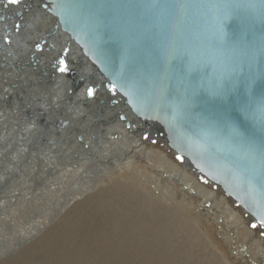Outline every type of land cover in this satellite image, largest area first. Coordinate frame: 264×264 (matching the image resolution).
I'll return each instance as SVG.
<instances>
[{"label": "water", "instance_id": "water-1", "mask_svg": "<svg viewBox=\"0 0 264 264\" xmlns=\"http://www.w3.org/2000/svg\"><path fill=\"white\" fill-rule=\"evenodd\" d=\"M42 1L56 19L53 32L69 35L111 96L139 122L157 124L179 161L264 228V0ZM0 34L5 55L7 22ZM37 61L32 54L24 64ZM65 61L56 57L53 72Z\"/></svg>", "mask_w": 264, "mask_h": 264}, {"label": "bare ground", "instance_id": "bare-ground-1", "mask_svg": "<svg viewBox=\"0 0 264 264\" xmlns=\"http://www.w3.org/2000/svg\"><path fill=\"white\" fill-rule=\"evenodd\" d=\"M42 3V0H31L29 2L27 1V3H19L16 6L9 4V9L4 8L0 3V17H4V20H0V27L4 22H7L11 27L10 35L13 38L12 42H10L6 48V54H0V210L3 209L5 205H9L10 203L13 204L17 200L27 203L36 201L32 199L35 197V199L43 198L45 201L54 202L56 208L52 209L51 213L53 212L58 216L65 210L70 211L71 207H73L72 210L74 208L77 209L76 205L81 201L77 195L81 192L89 190L91 187L97 185L98 182H100L98 186L109 185L111 183V175L109 174L111 170L123 171L127 168H132L138 154H141L145 160H149L148 162L157 164V166L165 167L168 162L165 161L166 158L156 154L158 152L155 153L150 148L147 150V147H143V142L140 138V133H144L145 135L148 134L149 131L146 129V126L154 130L157 124L141 123L121 100H119L118 103H114L116 97L111 96V93L107 91L106 85L100 82L97 70L82 54L81 49L73 43L67 33L57 28V30H60V39H62V42L56 43V41H51V43L48 44V46H50L49 50H51L50 53L35 52L33 50L36 37L43 33L42 28L45 27V25L47 27H52L56 21L49 12L41 7ZM11 7L16 9L15 15H13ZM23 9H25V12L30 10V16L32 18L28 17L27 19L26 17L25 19ZM19 12L21 13V17L17 15ZM50 18L52 19L51 21H49ZM17 19L20 20L18 21ZM24 19L41 27V30H38L36 34H33L30 30L33 35H29V31V33H24V30L20 31L21 27H25V22H22L25 21ZM16 23H19L21 26L18 32H15ZM21 36L23 38H19ZM2 39L3 37L0 34V43H3ZM30 39H32L30 41L32 45L27 44L29 42H27V40ZM66 39L70 42L68 48H66ZM14 48L16 49L14 50ZM16 50L18 51L16 52ZM67 51V57H65V65H67L65 67L66 70L54 73L52 67L50 66L49 68L50 59L48 60V57L55 59L57 56H64ZM8 52L10 54H7ZM57 52L58 55L53 56ZM32 54L40 59V61L36 63L35 68H33L32 63L28 65L24 64L26 60L30 61ZM9 60H11L10 66L5 68L1 65L3 63L4 65L7 64ZM45 67H48L47 70ZM90 85L97 86L92 96H89L87 92ZM97 107H99V109H97ZM120 114L126 116L131 124L130 129H127L125 122L119 119ZM78 134H80L83 139L82 142L80 141L81 143L77 141ZM92 152H96V155H91ZM6 155L8 157L6 160L7 166H4L1 157H6ZM95 170L97 174H94ZM181 176L183 177V175ZM185 177L189 176L186 175ZM36 180H38V182ZM10 181L11 191L10 189L8 190ZM80 181H83V183ZM90 183H92L91 186ZM38 189L40 191L36 193L35 190ZM117 196H119L120 199L115 198L112 203L120 205L125 197L121 194ZM112 198L108 199L107 197V200L100 199L98 200V204L94 206L96 215L104 214L102 217L103 223L99 226L102 229L99 234L103 236L102 247L106 246L105 248L108 249L110 247L102 264H110V254L119 247L121 248L120 250L127 249L132 251L137 247L139 248L145 245L146 249L144 250L147 252L150 250L149 259L154 261L159 251L157 250L158 248L156 249V246L160 247L163 252L170 251L174 243L173 236H171L170 233L165 234L168 238H163L164 244L157 245V240L159 238L158 232L153 233L150 231L153 226L149 227L143 225L144 223H141L142 221L137 215L134 218L133 212L131 211L132 209L129 206V210L122 208L115 214L111 210L110 213L107 212L110 207L109 203L113 200ZM131 201L132 200H126V202L130 203ZM135 204L137 206L136 201ZM135 209L133 211H135ZM19 211H22V209ZM74 211L70 212L75 213ZM30 212L29 214L33 213ZM136 214L139 215L138 210ZM24 216L26 217L27 215ZM24 216H22V218ZM47 217L41 221L38 220L40 219L38 218L36 222L28 223L26 228H22L23 230L18 236L14 237L13 235L11 238L5 237L7 235L4 234L5 236H3V234L0 233V244L3 242L9 249L11 245H13V240L15 239H31L37 230L41 231L48 221H50ZM171 218L173 217L171 216ZM11 221L14 220L0 216V226L2 225L10 229V227H13ZM60 223L58 225H60ZM139 223L140 227L138 226ZM113 229L115 231H120L117 233L118 235L113 233ZM3 230L6 231V229ZM81 230L82 229H78V231ZM113 236L114 239L117 240H115L116 243H114L115 241L112 239ZM75 237L73 236L74 242L76 241ZM84 237L85 236H83V240ZM66 244L67 242L63 244L62 250ZM97 248H99L98 245ZM66 249L63 251V254L66 256L72 254L73 249ZM41 250H43V248H41ZM98 250L101 249L99 248ZM166 255V259H168L166 264H179L176 262L174 256H169L168 253ZM41 259L42 258H40V260Z\"/></svg>", "mask_w": 264, "mask_h": 264}, {"label": "rangeland", "instance_id": "rangeland-1", "mask_svg": "<svg viewBox=\"0 0 264 264\" xmlns=\"http://www.w3.org/2000/svg\"><path fill=\"white\" fill-rule=\"evenodd\" d=\"M108 89L109 88H107V91L111 93V90ZM114 103H118V100L114 99ZM97 109H99V107H97ZM146 129L150 132V137L147 139L146 136L143 135L144 133H140L143 147H147V150L150 148L155 153L158 152L156 154L166 158L165 161L168 163L165 162V167L148 162L149 160H145L141 154H138L132 168H127L123 171L111 170V172H109L111 175V183L109 185L98 186L100 184V182H98L97 185L91 187L89 190L77 195L78 198L81 199L76 205L77 209L74 208V211V209L72 210L73 207H69L70 211H74L75 213L65 210L62 213L63 215L60 214L56 216L55 213H51V210L56 208L54 202L45 201L43 198L35 199L34 196L32 199L36 201L27 203L17 200V203L14 201L15 203H10V206L5 205V207L0 210V216L14 220L11 221L13 227H10V229L2 225L0 226V233L3 234V236L7 235L5 237L12 238L13 235L14 237L18 236L19 233L21 234L22 230L26 228L28 223H34L38 218H40L38 220L41 221L49 216L47 218L50 221H48L41 231L37 230L31 239L13 240V245H11L9 249L2 242L0 244L1 264H102L103 259L108 254V250H110V245L107 246L109 249L105 248L106 246L102 247L103 236L102 234L99 235L102 230L99 226L103 223L102 217L104 214L96 215L94 206L98 204V200H107V197L108 199L114 197L112 198L113 200L110 201L111 203H109L110 207L107 212L110 213L111 210L115 214L122 208L129 210L128 208L130 207L134 218L137 215L142 221L140 222L142 224L144 223L143 225L149 227L153 226L150 231L153 233L158 232L159 238L161 237L160 239L158 238L157 245L164 244L163 238H168L165 234L170 233L174 238V243L170 251L163 252L160 247L156 246V249L158 248L157 250L160 252L158 251L155 261L149 259L150 250L149 252L145 251V245H142L132 251L127 249L120 250L121 248L119 247L114 251L115 253L113 252L110 254V264H166L168 260L166 259L167 253L169 256H174L176 262L179 264H264V228L241 211L240 208L218 188L199 178L186 165L179 161L175 154L160 141V132L156 126L154 130L147 126ZM77 141H79V139ZM78 143L81 142L79 141ZM91 155H96V152H92ZM94 174H97L96 170ZM181 175H183V177ZM186 175L189 177H185ZM36 181L38 182V180ZM80 182L83 183V181ZM91 185L92 183H90V186ZM8 187V190L10 189L11 191V182ZM35 191L39 193L40 190L38 189ZM120 194L126 199L124 198L120 205L112 203L115 198L120 199L119 196H117ZM126 200L132 201L130 203L126 202ZM135 201L137 202V206ZM135 208H138L137 210L140 216L136 214L137 210ZM21 209L22 211L24 209V211H19ZM134 209L135 211H133ZM29 212L31 214H29ZM22 216L24 217L22 218ZM171 216L173 218H171ZM58 222H61L60 225H58ZM138 226L140 227V223ZM3 229H6V231ZM78 229L82 230L78 231ZM118 232L120 231H115L113 229V233L116 235H118ZM73 236H76L77 242H74ZM83 236H85L84 240ZM112 239H114V236ZM115 240L116 239H114V241ZM116 241L114 243H116ZM66 242L67 244L62 250L63 244ZM97 245L101 250H98L99 248H97ZM41 248H43V250H41ZM66 248H70V250L73 249L72 254L67 256L63 254ZM40 258L42 259L40 260Z\"/></svg>", "mask_w": 264, "mask_h": 264}, {"label": "flooded vegetation", "instance_id": "flooded-vegetation-1", "mask_svg": "<svg viewBox=\"0 0 264 264\" xmlns=\"http://www.w3.org/2000/svg\"><path fill=\"white\" fill-rule=\"evenodd\" d=\"M12 5V4H11ZM12 9V12H13V15H15V8L14 7H11ZM14 10V11H13ZM24 10V18L26 19V17H27V19H28V17H30V18H32L31 16H30V10H28V12H25V9H23ZM29 14V15H28ZM35 14V13H34ZM46 16V15H45ZM24 19V20H25ZM18 21L20 20V19H17ZM52 19L50 18L49 19V21H51ZM22 22H25V27L24 28H22L21 27V29H20V31H23L24 30V33L26 32H30V30L32 31V33L33 34H36L37 33V31L38 30H41V27H39V26H37V25H35L34 23H32V22H28L27 20H25V21H22ZM21 22V23H22ZM55 23V22H54ZM16 24H19V23H16ZM28 24V25H27ZM54 25L55 24H53V28H54ZM29 27V28H28ZM35 27V28H34ZM47 26L45 25V27H43L42 29H43V33L40 35V36H37L36 37V42L35 43H37V41H41L42 39H46L47 40V42L43 45L44 47H43V51L42 52H48V53H50L51 52V50H49L50 48V46H48V44L49 43H51V41H56V43H60V42H62V39H60L61 38V35H60V30H57V31H55V32H53V28L50 26H48L47 28H46ZM28 28V29H27ZM36 28H38V29H36ZM36 31H35V30ZM49 29V30H48ZM45 30V31H44ZM35 31V32H34ZM28 32V33H29ZM46 32V33H45ZM22 33V32H21ZM31 33V32H30ZM29 33V35H33L32 33L30 34ZM49 34V35H48ZM50 34H52V35H50ZM25 36H27V35H25ZM56 36V37H55ZM47 37H48V39H47ZM58 37V38H57ZM19 38H23L22 36L21 37H19ZM54 38V39H53ZM12 37H11V42H12ZM32 39H30V40H27V42L26 41H23V42H25V43H27L28 45H32V44H30V41H31ZM19 41V40H18ZM66 42H67V44H66V48H68L69 47V45H70V42H68V39H66ZM16 48H14V50H15ZM18 50H16V52H17ZM59 52V51H58ZM58 52L57 53H55L53 56H55V55H58ZM67 53L68 52H65V57H67ZM63 56V55H62ZM58 57V56H57ZM37 59H38V61H40V59L38 58V57H36ZM50 59V63H49V68H50V65H51V62L54 60V59H52L51 57H48V60ZM37 61V62H38ZM49 62V61H48ZM58 68H60L59 66H58ZM116 99V98H115Z\"/></svg>", "mask_w": 264, "mask_h": 264}, {"label": "snow or ice", "instance_id": "snow-or-ice-1", "mask_svg": "<svg viewBox=\"0 0 264 264\" xmlns=\"http://www.w3.org/2000/svg\"><path fill=\"white\" fill-rule=\"evenodd\" d=\"M10 3L12 4H18L20 2V0H9ZM61 63H63V61H61ZM66 69L65 68H62L61 71H65ZM88 95L91 96L93 95V90L92 89H89L88 90Z\"/></svg>", "mask_w": 264, "mask_h": 264}]
</instances>
